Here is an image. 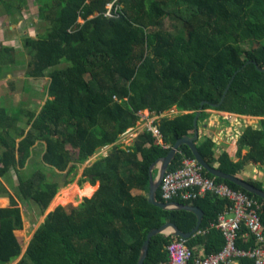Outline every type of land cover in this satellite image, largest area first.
<instances>
[{
	"label": "trees",
	"instance_id": "16d2710c",
	"mask_svg": "<svg viewBox=\"0 0 264 264\" xmlns=\"http://www.w3.org/2000/svg\"><path fill=\"white\" fill-rule=\"evenodd\" d=\"M24 3L0 0V9L6 5L10 13ZM37 5L50 27L24 39L31 54L26 76L49 77L48 98L39 111L10 113L0 107V196L10 193L4 178L13 170L19 176L11 204L0 206V264L19 257L16 264H138L150 230L173 223L190 233L197 225L192 212L150 204L149 170L180 138L194 134L203 102L199 126L209 110L260 118L258 127L249 125L239 136L238 161L227 151L217 155L209 137L196 142L204 161L232 176L250 163L264 165V0H37ZM246 42L256 46L245 50ZM12 50L0 38V75ZM235 73L224 102L213 106L221 102ZM174 108L178 114L165 115ZM145 111L156 118L153 125L161 138L145 128L133 145H121ZM40 141L46 143L45 164L68 176L99 150H111L85 170L93 185L100 183L94 196L80 207L50 211L24 252L18 234L25 228L21 199L47 210L62 187L44 168L22 174ZM186 158L194 155L183 145L168 171L180 169ZM203 174L262 202L264 224V199L206 170ZM246 180L264 189L261 180ZM157 198L165 202L161 188ZM173 201L204 212L200 232L186 246L201 248L206 256L220 252L225 238L212 225L228 202L213 195ZM238 235V248L254 247L245 227ZM173 240L153 237L144 264L166 262V246ZM240 261L254 264L249 258Z\"/></svg>",
	"mask_w": 264,
	"mask_h": 264
},
{
	"label": "rangeland",
	"instance_id": "374dc122",
	"mask_svg": "<svg viewBox=\"0 0 264 264\" xmlns=\"http://www.w3.org/2000/svg\"><path fill=\"white\" fill-rule=\"evenodd\" d=\"M10 1V0H8ZM8 8L6 5L1 6L0 9V38L5 47H9L12 52L7 55V62H14L17 66L16 69H12L10 71V75L12 78L8 81H4L0 77V93H9L12 88H17L16 91L23 93V87H25L26 92L30 94V96L34 95L36 100L33 103H29L28 105L32 107V110L37 111L39 110L43 98L48 94L47 83L49 81V77L40 78L37 80H33L31 77L29 80L24 79L25 77V70L29 59L31 58V54H29L28 50L24 45V39L26 37H37L38 35H43L47 32L50 27L49 20H43L39 16V9L37 5V0H26L21 8H11L10 13H8ZM256 46L255 43L246 42L242 44V48L247 50L252 47ZM15 66V67H16ZM8 65H2L1 73L3 71L8 70ZM5 76V75H4ZM4 79V78H3ZM5 83L2 88V81ZM33 80V81H32ZM41 94V95H36ZM43 95V96H42ZM38 98L39 101H38ZM26 103V100H23ZM15 102V101H13ZM23 103V104H24ZM6 106L5 100H0V107ZM24 109L21 106H10L8 107L10 113H19L21 110ZM210 116L208 118V122L212 125L210 128L206 130H202L203 133L208 135H217L219 140L222 144L225 145V148L230 151L232 155L235 156V152L237 150V140L239 135L241 134L242 130L249 125L254 127L259 126V117L247 116V117H236L231 116L225 120L221 118L219 123H216L214 119L217 117V111L209 110ZM143 117L147 116L146 111L142 113ZM178 114V111L174 108L170 112L166 113L165 115L174 116ZM24 120L28 119V115H23ZM150 121L141 120L138 126L135 129H131L129 133L122 137L120 144L123 146L133 145L138 137L142 133L145 128H148L150 125ZM215 121V123H213ZM22 126H27L25 123H22ZM214 133V134H213ZM71 147V146H70ZM224 147V146H223ZM46 149L45 142H39L35 146V151L33 157L31 158L28 166L22 170V174H30L33 172L38 171L40 168H44L46 170L47 176L50 180L59 181L61 182V190L60 193L56 196L52 204L47 210H44L39 204L35 203L34 201H29L26 199H21V203L23 206L24 211V218H25V228L18 231L19 237L21 242L24 246V252L27 249V246L31 239L33 238L36 230L38 227L46 220L47 215L53 209H56L60 206H68L70 204H74L77 207H80L82 203L85 201L86 198H92L87 196H82L78 194L74 201H70L67 204H56V200L60 198L65 191L76 190V188L80 190L86 189L88 186L96 187V191L99 189V183L97 185H93L91 181L85 177V170L87 167L91 166L93 163V158L87 162L85 165L81 166L77 172V174L68 176L67 172L64 171H57L53 169L51 166L46 165L43 161V154ZM110 152V151H109ZM108 150L105 153V156L109 154ZM102 155V152L99 150L96 154ZM102 157V156H100ZM239 175L243 179H258L264 182V165L263 164H254L250 163ZM74 180L72 183L66 185L67 182ZM5 184L10 193L6 194H13L16 195L18 192V185H19V176L16 170H13L10 175L4 178ZM95 191V193H96ZM135 194H141V191L135 190ZM2 197V196H0ZM11 204L12 198L10 197L9 200H4L0 198V205H7ZM21 258V257H19ZM18 258V259H19ZM16 259V260H18ZM15 260V261H16Z\"/></svg>",
	"mask_w": 264,
	"mask_h": 264
},
{
	"label": "built area",
	"instance_id": "2783aa9c",
	"mask_svg": "<svg viewBox=\"0 0 264 264\" xmlns=\"http://www.w3.org/2000/svg\"><path fill=\"white\" fill-rule=\"evenodd\" d=\"M146 113L147 116L142 120H151L148 129L160 139V132L153 125L156 118L149 112ZM203 170L195 158L184 159L180 169L167 171L165 174L160 186L162 198L165 202H172L175 198L196 200L213 195L226 200V210L212 225L223 234L225 246L220 252L206 256L201 248L191 250L186 246L185 239L174 237L166 246L168 260L159 264H241L240 260L243 258L252 259L254 264H264V224L261 219L263 203L231 189L226 184H218L215 179L205 177ZM242 227H245L248 235L254 239L253 248H238V234Z\"/></svg>",
	"mask_w": 264,
	"mask_h": 264
},
{
	"label": "water",
	"instance_id": "95a60500",
	"mask_svg": "<svg viewBox=\"0 0 264 264\" xmlns=\"http://www.w3.org/2000/svg\"><path fill=\"white\" fill-rule=\"evenodd\" d=\"M237 73V72H236ZM236 73L233 75V78L228 83V86L224 92L223 98L221 102L218 105H213L216 107H219L224 102V98L228 92V89L231 86V83L236 75ZM206 104V102L202 103V106L200 110L197 112V115L194 120V134L193 135H187L182 138H180L175 145L170 149L169 153L160 159H158L152 166L150 167L149 174H150V189H149V202L150 204L157 206L163 210H184L188 212H192L197 217V225L196 227L190 232V233H184L179 230V228L173 224V223H166L165 225L161 226L160 228H155L149 231L147 234L146 240L142 247V255L140 258V261L138 264H144L146 257L148 255L150 243L153 237L158 235H165V236H173V237H179L183 238L185 240L190 239L192 236L197 234L200 230L203 218H204V212L196 206L192 205H186L179 202H162L159 201L157 198V192L158 189L161 186V183L163 181V178L165 174L167 173L170 165L172 164L173 160L175 159L176 155L179 152V149L181 146L186 145L188 146L191 151L193 152L194 158L198 161V163L203 167L204 170H206L208 173L213 175L215 178H221L223 180L230 181L238 186H240L242 189L246 190L247 192L256 195L262 199H264V189L263 188H256L255 186L251 185L247 180L239 177V176H232L229 174H226L222 171H220L216 167H212L208 165L202 156L200 155L196 142L200 139L199 135V125L198 120L201 112L203 111V107ZM154 171H157L156 176H154ZM58 208V207H57ZM56 208V209H57ZM56 209H53L56 211ZM52 210V211H53Z\"/></svg>",
	"mask_w": 264,
	"mask_h": 264
},
{
	"label": "crops",
	"instance_id": "0c3cea01",
	"mask_svg": "<svg viewBox=\"0 0 264 264\" xmlns=\"http://www.w3.org/2000/svg\"><path fill=\"white\" fill-rule=\"evenodd\" d=\"M8 70H6V71H3L2 73H1V75H0V77H1V79L2 80H4V81H9L12 77L11 76H9L11 73H10V71L14 68V69H16L17 68V66L15 65V63L14 62H9L8 64ZM16 66V67H15ZM5 75V76H4ZM4 78V79H3ZM24 79H27V80H29L30 79V77H28V76H26V70H25V77H24ZM33 79V78H32ZM1 80V81H2ZM33 80H35V79H33ZM32 80V81H33ZM6 83V82H5ZM3 81L1 82V86H2V88H4L5 86H3L4 84H5ZM16 89L17 88H12L10 91H9V93H6L7 91H5V93L3 92V93H0V100L1 99H3V100H5V103H6V105H7V107H10V106H21V107H25L24 109L25 110H29V109H31L32 110V107H30L28 104L29 103H33V101L34 100H36L35 98H34V95L32 96H30V94L28 93V92H26V89H25V87H23L22 89H23V93H21V92H19V90L18 91H16ZM37 96L38 95H41V94H36ZM43 96V95H42ZM48 98V94H47V97L45 96L44 98H43V100H42V104H41V106L45 103V101H46V99ZM39 99L40 98H38V101H39ZM23 100H26L27 102L26 103H24V101ZM13 101H15V102H13ZM24 103V104H23ZM41 106H40V108H41ZM40 108H39V110H40ZM39 110H37V111H39ZM146 112H148V111H146ZM218 113V115H217V117L214 119L215 121H217L216 123H219L220 121H221V118H223V120H225V119H227V118H229V117H231V116H236V117H247V116H245V115H237V114H232V113H230V114H226V113H222V112H217ZM215 121H213V123H215ZM215 123V124H216ZM212 125L210 124V122H208V119H207V121L205 122V123H203L202 125H200L199 126V135H200V139H203V138H206V137H209V138H212V140L214 141V143L216 144V147H215V150H216V154L217 155H219V154H221L223 151H227L229 154H230V156H231V158L234 160V161H238L239 160V158L237 157V154H236V152H237V150H236V152H235V156L234 155H232L231 153H230V151L228 150V149H226L225 148V145L224 144H222L221 143V141L219 140V138L217 137V135H208V134H206V133H203L202 132V130H206V129H208V128H210ZM247 127V126H246ZM27 130L29 129V127H27L26 128ZM135 129V128H134ZM245 129V128H244ZM243 129V130H244ZM243 130H242V132H243ZM241 132V133H242ZM214 134V133H213ZM241 135V134H240ZM239 135V136H240ZM139 136V135H138ZM19 139V138H18ZM239 139V138H238ZM238 141V140H237ZM237 145V144H236ZM224 146V147H223ZM107 150H108V152L111 150V147H107V148H104V149H101L100 151L102 152V155L101 154H99V155H95L94 157H93V163L92 164H94L99 158H100V156H105V153L107 152ZM255 164V163H254ZM247 167V166H246ZM245 167V168H246ZM242 172H244V171H242ZM239 176V175H238ZM240 177V176H239ZM263 182V181H262ZM263 184H264V182H263ZM99 188H100V183H99ZM98 191V190H97ZM96 191V192H97ZM11 197V195L10 194H6V195H3L2 197H0V198H3L4 200H9V198ZM10 205V202H9V204H7V205H0V206H9ZM20 238V237H19ZM32 240V239H31ZM30 243V242H29ZM29 245V244H28ZM28 247V246H27ZM21 258H19L18 260H16V261H13L12 263H10V264H16L19 260H20Z\"/></svg>",
	"mask_w": 264,
	"mask_h": 264
},
{
	"label": "bare ground",
	"instance_id": "6f19581e",
	"mask_svg": "<svg viewBox=\"0 0 264 264\" xmlns=\"http://www.w3.org/2000/svg\"><path fill=\"white\" fill-rule=\"evenodd\" d=\"M96 191V187H90L88 186L86 189L84 190H80L78 188H76V190H71V191H65V193L58 198V200H56V204H67L70 201H74L76 196L78 194L82 195V196H87V197H93Z\"/></svg>",
	"mask_w": 264,
	"mask_h": 264
}]
</instances>
